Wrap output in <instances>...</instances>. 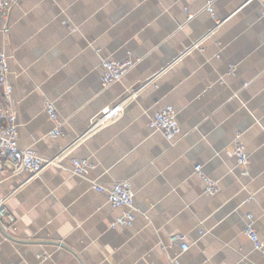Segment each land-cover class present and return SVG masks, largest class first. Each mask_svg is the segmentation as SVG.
Listing matches in <instances>:
<instances>
[{"label":"crops","instance_id":"crops-1","mask_svg":"<svg viewBox=\"0 0 264 264\" xmlns=\"http://www.w3.org/2000/svg\"><path fill=\"white\" fill-rule=\"evenodd\" d=\"M212 7L204 0H18L12 7L0 45L10 55L18 142L53 160L36 175L0 181L13 218L0 242L2 263L264 264V0H213ZM129 53L132 67L103 86L101 59ZM47 101L61 120L55 137ZM165 105L180 127L171 140L149 126ZM236 137L246 172L233 153ZM72 156L90 162L84 176L73 173ZM197 163L217 181L214 193L204 191ZM123 179L134 191L135 220L110 227L123 209L90 181ZM247 214L261 248L244 233ZM176 232L184 251L163 246Z\"/></svg>","mask_w":264,"mask_h":264},{"label":"built area","instance_id":"built-area-1","mask_svg":"<svg viewBox=\"0 0 264 264\" xmlns=\"http://www.w3.org/2000/svg\"><path fill=\"white\" fill-rule=\"evenodd\" d=\"M18 0H0V32L3 35L8 34L10 29L9 14L12 7ZM213 0H204V8L212 12ZM188 12L187 8L184 9ZM264 13V11H263ZM188 16H192L189 14ZM10 55L0 45V181L12 175L27 172L30 175H36L51 161H48L32 151L31 149L21 147L18 142L17 122L12 110V91L13 85L9 81V60ZM133 58L129 55L122 60L105 57L101 59V83L103 86L110 85L122 78L132 67ZM45 111L53 123L49 134L53 137L61 134V120L52 101L45 103ZM112 111V110H111ZM109 113V112H108ZM149 126L162 133L167 140L173 139L180 132V127L176 120L175 111L172 105H165L156 111L149 119ZM71 149L65 150L61 157L68 156ZM233 153L237 163L246 172L248 165V155L244 143L236 137L233 143ZM72 171L76 175L84 176L90 167V162L86 158L76 156L70 157ZM194 171L204 182V191L214 193L217 190V181L206 175L200 163L194 165ZM91 187L96 191L106 195L110 204L116 208H122V212L117 215L109 224L110 227L131 226L135 220L134 214V191L131 182L128 179L116 180L108 184H99L94 180L90 181ZM13 224V218L10 216L3 200L0 201V227L2 235L0 242L7 237V233ZM244 233L252 241L254 247L261 248V242L252 223V217L247 214V223ZM178 244L182 251L188 248V244L183 239V234L176 232L168 235L163 246ZM0 264H16L2 263ZM169 264H177L174 259ZM246 264V263H244Z\"/></svg>","mask_w":264,"mask_h":264}]
</instances>
